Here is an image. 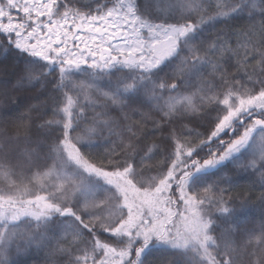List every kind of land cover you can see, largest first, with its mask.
Instances as JSON below:
<instances>
[{
  "label": "snow or ice",
  "instance_id": "snow-or-ice-1",
  "mask_svg": "<svg viewBox=\"0 0 264 264\" xmlns=\"http://www.w3.org/2000/svg\"><path fill=\"white\" fill-rule=\"evenodd\" d=\"M0 96V264H264V0H0Z\"/></svg>",
  "mask_w": 264,
  "mask_h": 264
},
{
  "label": "rangeland",
  "instance_id": "rangeland-1",
  "mask_svg": "<svg viewBox=\"0 0 264 264\" xmlns=\"http://www.w3.org/2000/svg\"><path fill=\"white\" fill-rule=\"evenodd\" d=\"M239 185H240V187L237 188V191L243 192L245 195H247V191H245V190L251 191V188H257L258 190H260L258 187H252L251 182L248 179L240 180ZM247 215H248L249 219L258 220L259 215H260V208L257 207V205L255 206V204L253 203V206L249 209ZM45 256H46L45 250H38V251H33L28 256L22 257V260L29 262V263L34 260L36 264H45Z\"/></svg>",
  "mask_w": 264,
  "mask_h": 264
},
{
  "label": "trees",
  "instance_id": "trees-1",
  "mask_svg": "<svg viewBox=\"0 0 264 264\" xmlns=\"http://www.w3.org/2000/svg\"><path fill=\"white\" fill-rule=\"evenodd\" d=\"M19 95L23 96L25 94L20 93ZM4 99H5L4 97L0 96V103L1 104L3 103ZM32 103H35V102L33 101ZM20 111H24V109L21 108ZM245 191H247V195L248 194H251V193H255L256 194V195H253V203L255 204V206L257 205V207H259L258 204H256V196L259 194V191L260 190H258L257 188H251V191H248V190H245ZM33 261H31L30 263L29 262H26V264H36L35 261L34 262Z\"/></svg>",
  "mask_w": 264,
  "mask_h": 264
}]
</instances>
